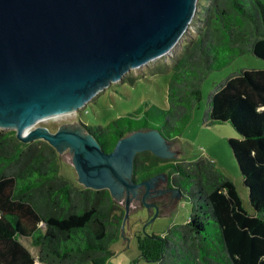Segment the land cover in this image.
<instances>
[{
  "label": "trees",
  "instance_id": "1",
  "mask_svg": "<svg viewBox=\"0 0 264 264\" xmlns=\"http://www.w3.org/2000/svg\"><path fill=\"white\" fill-rule=\"evenodd\" d=\"M198 2L199 24L172 61L167 106L151 104L141 116L127 113L104 126L83 124L104 152L139 129H158L168 141L180 136L210 72L247 53L264 60V0ZM207 102L204 125L228 122L238 134L228 144L247 204L210 158L138 153L132 177L167 173V184L191 204L189 220L165 234H136L138 251L156 264H264V67L231 72L213 84ZM58 159L44 140L24 143L14 130H0V264H105L113 256L124 207L108 189L73 183Z\"/></svg>",
  "mask_w": 264,
  "mask_h": 264
},
{
  "label": "water",
  "instance_id": "2",
  "mask_svg": "<svg viewBox=\"0 0 264 264\" xmlns=\"http://www.w3.org/2000/svg\"><path fill=\"white\" fill-rule=\"evenodd\" d=\"M198 0H0V127L24 143L44 140L72 152L77 182L125 196L128 205L156 174L135 182L133 161L143 151L173 155L158 129H139L104 152L87 130L35 124L54 112L81 105L126 70L167 54L193 17ZM157 213V211H156ZM156 215V214H155ZM147 235V234H145Z\"/></svg>",
  "mask_w": 264,
  "mask_h": 264
},
{
  "label": "rangeland",
  "instance_id": "3",
  "mask_svg": "<svg viewBox=\"0 0 264 264\" xmlns=\"http://www.w3.org/2000/svg\"><path fill=\"white\" fill-rule=\"evenodd\" d=\"M198 3L187 29L167 54L146 61L139 67L129 68L121 75L119 80H112L108 86L100 88L90 100L81 105L76 111L73 110L70 114L61 117L39 120L35 126H44L49 131H54L60 127L85 131L83 124L89 127L104 126L116 117L135 111H138L141 116L144 109H148L151 104L165 108L168 104L166 90L172 61L180 53L181 47L182 49L186 47L187 42L185 39L190 33L195 32V25L199 24L195 20L196 14L200 13ZM245 67H264V60L250 53L243 54L221 69L210 72L204 78L200 102L192 110L191 119L184 124L182 134L169 141L168 149L173 156L167 160L188 159L190 161L200 156L212 159L221 172L232 178L241 198L247 204L249 192L243 184L244 177L238 169V163L232 154V148L228 144V138L231 136L237 137V132L228 122L204 125L202 121L204 111L208 105V93L211 91L213 84L228 76L231 72H236ZM0 130L9 131L13 128L3 129L0 127ZM58 155L62 175L72 180L73 183L79 184L76 177L77 173L71 162L72 152L65 148ZM140 157L150 158V155L143 151ZM155 175L150 176L148 179ZM167 177V173H162L154 181V188H159V205H145L142 201L144 191L143 193L139 191L136 197L132 198L130 205H128V216L125 219V232L119 236L118 241L112 243L111 250L114 254L105 264H156L154 260H147L140 254L136 234L163 235L171 225L189 220L190 202L187 198L178 194V191L173 189L172 186L166 185ZM150 191H148L145 198L147 203H150L151 196H153ZM118 202L124 207L125 196L121 197ZM25 244L27 249L36 256L37 249L26 241ZM35 263L41 264L37 261Z\"/></svg>",
  "mask_w": 264,
  "mask_h": 264
},
{
  "label": "flooded vegetation",
  "instance_id": "4",
  "mask_svg": "<svg viewBox=\"0 0 264 264\" xmlns=\"http://www.w3.org/2000/svg\"><path fill=\"white\" fill-rule=\"evenodd\" d=\"M160 158V157H159ZM164 160H166V159H164ZM134 180H135V182H139V181H141V179H140V177H139V175H136V176H134V177H132ZM166 185H168V184H166ZM159 188H154L153 190H151L150 192H151V194L154 196V198H152L153 196H151V199H150V203L151 204H158L159 205V202H160V200H159V196H158V190ZM143 191L145 192L146 190H145V187H144V185L141 187V189H140V192L141 193H143ZM158 197V198H157Z\"/></svg>",
  "mask_w": 264,
  "mask_h": 264
},
{
  "label": "bare ground",
  "instance_id": "5",
  "mask_svg": "<svg viewBox=\"0 0 264 264\" xmlns=\"http://www.w3.org/2000/svg\"><path fill=\"white\" fill-rule=\"evenodd\" d=\"M74 108H71V109H65V110H61V111H57V112H54L52 115H49V116H46V118H41L40 120L42 119H48V118H53V117H61V116H65V115H68L70 114L71 112H73Z\"/></svg>",
  "mask_w": 264,
  "mask_h": 264
},
{
  "label": "crops",
  "instance_id": "6",
  "mask_svg": "<svg viewBox=\"0 0 264 264\" xmlns=\"http://www.w3.org/2000/svg\"><path fill=\"white\" fill-rule=\"evenodd\" d=\"M124 229H125V227H124ZM124 232H125V230H124ZM124 239H126V237H124Z\"/></svg>",
  "mask_w": 264,
  "mask_h": 264
}]
</instances>
